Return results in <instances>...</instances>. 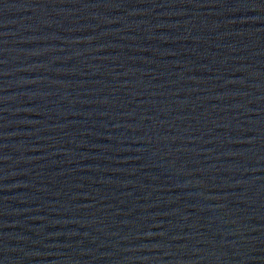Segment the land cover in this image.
Wrapping results in <instances>:
<instances>
[{
    "label": "water",
    "instance_id": "95a60500",
    "mask_svg": "<svg viewBox=\"0 0 264 264\" xmlns=\"http://www.w3.org/2000/svg\"><path fill=\"white\" fill-rule=\"evenodd\" d=\"M0 264H264V0H0Z\"/></svg>",
    "mask_w": 264,
    "mask_h": 264
}]
</instances>
